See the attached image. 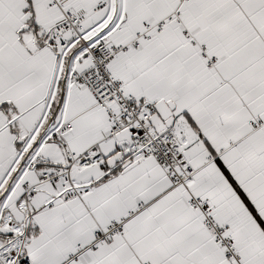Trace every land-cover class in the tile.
I'll return each mask as SVG.
<instances>
[{
  "label": "snow or ice",
  "instance_id": "obj_1",
  "mask_svg": "<svg viewBox=\"0 0 264 264\" xmlns=\"http://www.w3.org/2000/svg\"><path fill=\"white\" fill-rule=\"evenodd\" d=\"M0 264H264V0H0Z\"/></svg>",
  "mask_w": 264,
  "mask_h": 264
}]
</instances>
